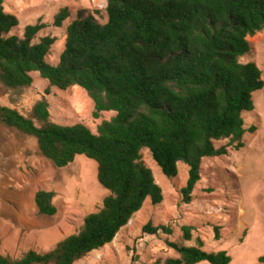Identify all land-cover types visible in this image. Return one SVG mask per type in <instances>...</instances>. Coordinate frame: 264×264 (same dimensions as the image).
Instances as JSON below:
<instances>
[{
    "label": "trees",
    "instance_id": "trees-1",
    "mask_svg": "<svg viewBox=\"0 0 264 264\" xmlns=\"http://www.w3.org/2000/svg\"><path fill=\"white\" fill-rule=\"evenodd\" d=\"M95 13L105 21L83 11L69 21L63 50L51 63L47 56L56 38L33 41L45 27L39 21L27 24L22 36L10 34L18 19L0 0V85L29 87L34 72L48 82L30 116L0 104V124L34 138L40 154L56 167L77 155L94 161L97 182L108 191L78 232L44 253L30 249L18 258L0 253V264H76L111 242L147 199L152 205L162 201V189L141 159L143 149L169 179L176 177L178 163L187 167L180 192L189 203L202 159L223 156L228 146L238 150L246 132L256 129L244 125L242 114L254 109L253 93L264 86V70L241 57L251 49L247 36L264 29V0H106L104 13ZM69 15L62 7L53 25L60 27ZM71 86L87 92L93 118L114 114L95 131L82 123L50 121L45 95L50 87ZM53 196L35 192L39 214L56 213ZM192 229L181 226L183 240H191ZM142 232L167 236L173 230L147 221ZM195 241L183 245L165 238L179 256L164 264L230 262L225 250L206 251L199 237ZM259 261L264 263V256Z\"/></svg>",
    "mask_w": 264,
    "mask_h": 264
},
{
    "label": "rangeland",
    "instance_id": "rangeland-1",
    "mask_svg": "<svg viewBox=\"0 0 264 264\" xmlns=\"http://www.w3.org/2000/svg\"><path fill=\"white\" fill-rule=\"evenodd\" d=\"M105 5L106 0H3L4 10L18 19L10 34L22 36L27 24L39 21L45 27L33 41L46 35L56 38L47 56L51 63L58 61L63 50L69 21L83 11L104 22L105 18H99L95 10L104 13ZM62 7H67L70 15L60 27H55L53 18ZM247 40L251 49L241 61H254L263 71L264 29L247 36ZM32 77L33 83L23 89L0 85V104L30 116L32 105L48 86L47 80L36 72ZM255 93L254 109L242 115L244 125L247 128L253 125L256 129L246 132L243 146L238 150L228 146L225 155L202 159L200 179L189 203L182 202L180 192L185 185L187 167L178 163L176 177L169 179L161 173L150 152L143 149L141 159L151 168L155 182L161 187L162 201L152 205L147 199L117 237L107 246L87 253L76 264H164L166 258L177 256L166 246L165 238L195 245L196 237L202 240L204 250H225L231 258L228 264H264L259 261L264 256V86ZM85 94L79 86L65 90L50 87V94L45 95L50 121L63 125L82 123L95 131L103 119L108 120L114 113L103 112L99 118H93V101ZM225 143L227 140L221 141ZM86 173L91 176L90 180L84 176ZM40 189L54 193L55 215L42 216L37 212L33 195ZM107 194L97 182L94 161L77 155L67 166L56 167L40 154L34 138L0 124L1 254L18 258L30 249L39 253L52 249L78 232L83 217L96 211ZM147 221L153 225L167 223L173 232L167 236L147 235L142 232ZM183 225L193 226L189 241L182 239Z\"/></svg>",
    "mask_w": 264,
    "mask_h": 264
},
{
    "label": "crops",
    "instance_id": "crops-1",
    "mask_svg": "<svg viewBox=\"0 0 264 264\" xmlns=\"http://www.w3.org/2000/svg\"><path fill=\"white\" fill-rule=\"evenodd\" d=\"M211 158H212V157H211ZM40 190H43V189H40ZM35 192H36V191H35ZM35 192H34V194H35ZM33 203H34V195H33ZM52 203H53V202H52ZM53 204H54V203H53ZM34 206L36 207L35 203H34ZM54 206H55V205H54ZM55 207H56V206H55ZM36 209H37V207H36ZM140 209H141V208H140ZM140 209H139V210H140ZM56 210H57V207H56ZM139 210H138V211H139ZM138 211H137V212H138ZM37 212H38V210H37ZM135 213H136V212H135ZM135 213H134V214H135ZM134 214H133V215H134ZM40 215H42V214H40ZM53 215H55V214H53ZM53 215H51V216H53ZM42 216H49V215H42ZM131 220H132V217L130 218V220H129L128 222H130ZM151 223H152V222H151ZM158 224H159V223H158ZM164 224H167V223H164ZM127 225H128V223H127L126 225H124L123 227H121L120 230L117 232V234L114 236V238L117 237L118 234H119V232L122 230V228L126 227ZM145 234H146V233H145ZM147 235H149V234H147ZM158 235H159V234H158ZM114 238H113V239H114ZM0 239H1V238H0ZM113 239H112V240H113ZM186 241H189V240H186ZM164 242H165V239H164ZM109 243H110V242H109ZM109 243H107V244H109ZM107 244H105L103 247L107 246ZM183 245H184V244H183ZM101 248H102V247H101ZM172 250H173V249H172ZM203 250H204V249H203ZM92 251H93V250H92ZM206 251H207V250H206ZM174 252H175V251H174ZM175 253H176V252H175ZM176 254H177V253H176ZM178 256H179V255L177 254L176 257H178ZM202 263H204V262H202ZM206 264H207V263H206Z\"/></svg>",
    "mask_w": 264,
    "mask_h": 264
},
{
    "label": "bare ground",
    "instance_id": "bare-ground-1",
    "mask_svg": "<svg viewBox=\"0 0 264 264\" xmlns=\"http://www.w3.org/2000/svg\"><path fill=\"white\" fill-rule=\"evenodd\" d=\"M76 88H78V87H76ZM77 90H79V88H78ZM255 94H256V93L254 92V93H253V99H254V97H255ZM85 95H87V94H85ZM263 99H264V98H263ZM86 101H87V100H86ZM261 111H262V110H261ZM251 151H252V150H251ZM234 156H235V155H234ZM71 172H72V171H71ZM63 173H64V172H63ZM72 173H73V172H72ZM87 173L90 174L88 171H87ZM87 173H86L84 176H85L88 180H90V177H91V176L88 175ZM64 174H65V173H64ZM70 179H72V178H70ZM68 180H69V179H68ZM68 180H67V181H68ZM78 180H79V179H78ZM72 181H73V180H72ZM72 181H71V182H72ZM81 181H82V179H81ZM68 182H69V181H68ZM75 183H76V182H75ZM66 184H67V182H66ZM81 184H84V183L82 182ZM79 185H80V184H79ZM262 185H263V184H262ZM63 186H64V185H63ZM68 186H69V185H68ZM69 188H70V186H69ZM75 188L77 189V186H76V187L74 186V189H75ZM78 189H79V188H78ZM82 189H83V188H82ZM70 190H71V188H70ZM68 191H69V190H67V192H68ZM64 192H65V191H64ZM69 192H70V191H69Z\"/></svg>",
    "mask_w": 264,
    "mask_h": 264
}]
</instances>
